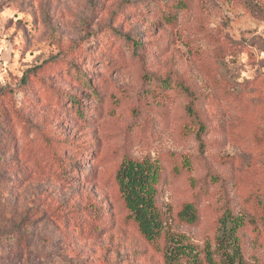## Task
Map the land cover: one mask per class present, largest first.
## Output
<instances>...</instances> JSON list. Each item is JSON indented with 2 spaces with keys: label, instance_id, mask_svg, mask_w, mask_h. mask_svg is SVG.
Returning a JSON list of instances; mask_svg holds the SVG:
<instances>
[{
  "label": "rangeland",
  "instance_id": "374dc122",
  "mask_svg": "<svg viewBox=\"0 0 264 264\" xmlns=\"http://www.w3.org/2000/svg\"><path fill=\"white\" fill-rule=\"evenodd\" d=\"M127 158L159 167L169 234L202 249L221 213L253 218L264 264V0H0V264H165Z\"/></svg>",
  "mask_w": 264,
  "mask_h": 264
},
{
  "label": "trees",
  "instance_id": "16d2710c",
  "mask_svg": "<svg viewBox=\"0 0 264 264\" xmlns=\"http://www.w3.org/2000/svg\"><path fill=\"white\" fill-rule=\"evenodd\" d=\"M203 128L200 124L199 129ZM159 178V167L147 160L127 158L116 170L121 198L141 235L149 241L165 239V264H245L239 230L246 223L253 222V218L248 221L245 216L233 215L230 211L221 213L214 223L212 243L195 249L165 230L167 217L157 198ZM257 204L264 229V201L258 200ZM177 217L182 221L195 222L199 217L196 203L184 202L177 211Z\"/></svg>",
  "mask_w": 264,
  "mask_h": 264
}]
</instances>
